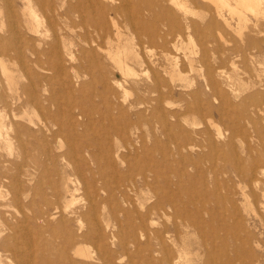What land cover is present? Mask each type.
Listing matches in <instances>:
<instances>
[{
  "label": "rangeland",
  "instance_id": "rangeland-1",
  "mask_svg": "<svg viewBox=\"0 0 264 264\" xmlns=\"http://www.w3.org/2000/svg\"><path fill=\"white\" fill-rule=\"evenodd\" d=\"M53 1L55 0L42 2L40 0L38 2H36V0H29V2L26 3L25 0H0V50L4 49V53L0 52V65L5 68L4 73L0 68V97L4 100L7 99L8 103H10V108L8 109H15L14 113L17 116V119L15 118L13 120L6 118V122L10 121L11 124L14 123L15 125L13 124V127L12 125L10 127L7 126L4 132L7 131L5 134H7L8 138H6L7 136L5 137V134L3 132V136L5 138L3 140H0V176L1 174L5 176L4 179L0 180V194L2 195V200H4L2 201L0 199V210H2L0 214H3L0 218V237L1 239L5 238V242L7 243L6 246H17L18 244V246L15 247L20 250L23 256L24 245L28 242L27 237L29 236L30 238L36 239L34 227L35 225H40V221L34 220L35 216H33V213L35 210H37V208H40V196H45L48 194L46 190V183H49L52 180L54 181L55 179V182H59V179H61L62 176H64L65 179L70 178L68 179L69 189L71 192L74 190H76L77 192L75 191L71 193L73 195V199H75L73 201L75 202L73 204V202L71 203L70 201V204H68V206H70V208L72 209H78V211L82 212L85 210L87 205V197L84 196L81 189L82 183H87L94 180L92 181L93 184L95 183L94 186L98 187L97 197L100 196L99 198H102L106 195L99 189V176H104V181H106L109 186L112 185L111 188L114 190L117 184V181L114 180V177H117L116 175L124 179H127L128 177H130V175H132L135 176L134 179L136 182H138L139 178L136 176L138 172L146 171V169L149 168L155 173L157 171V174L159 175L158 181L153 182L154 187L164 186L162 192L172 196L176 203L182 206L184 212L190 216L189 219H192L189 220L191 224H188L186 222L187 226L182 225L177 227L175 233L176 247L172 246L171 242H167L166 240H164L163 242L165 245H167V248L163 247L161 243H156V241L152 237V232L154 230L159 231L158 229H161L163 226L177 224V221L169 213V211L161 216L160 214L156 216L150 215L145 222V227H150V230L144 229L143 233L141 232L142 236L139 233V235L137 234L135 238L129 237L130 228L128 225H125L126 222L125 220L123 221L124 217L126 219L132 216L130 217V220L134 217V219L131 220V222H133L138 215L144 213L145 208L149 206L153 201V199L150 198V194L152 193H150L148 190L140 188L136 192L129 191L128 195H131L130 205L123 202H120L119 204V201H121V199L119 198L117 192L114 190L113 196L115 195L114 198H116L117 200V204H115L118 207L121 206L119 208L121 210L123 209V213L116 212L115 215H108V223L106 228L104 223H100L101 229L99 228L98 231H103H101L100 233L98 231L88 232L87 224L85 221H80L81 223L78 226L76 225V222L69 224V229H71L73 231L72 233L76 235L72 239L75 244L74 247H83L86 256L84 258H76L73 255L69 256V261L71 264H74L75 262V264H101V262H103L102 264H158V262L159 264H167L165 261H163V259H165L166 257H176V261L178 260L177 256L175 255L176 250L183 251L187 254L185 256L186 262L183 260H179L178 263L176 262L177 264H182L183 262V264H207L206 261L209 260L211 261L208 262L209 264H264V168L258 169L251 165L253 159L259 157L260 152L264 148V146H262V143L264 142V130H261L264 129V120L262 119V115H258L259 117L251 114L249 115L248 113L250 112H246L247 110H250L249 108H247V104H241L239 107L241 99L245 98V96H247L249 93L251 94L255 90H258L259 86L261 87V89H264V48H261L259 52H256V49H252L250 51L251 54L258 57V59L262 62L263 67L259 68L255 66L254 68H251L248 66L247 70H250L247 71L249 73L248 75L246 71L244 72V68L241 65H237V68L235 69L229 64L227 60V49H229L233 43L239 45V42L236 39L235 35L225 28H223V35H220L222 39H220L214 31H211L208 35H168L166 38L167 43L164 52H161L160 48L157 47V45L161 42V40L159 39H156V46L151 48L143 45V43L139 44L140 42L145 41L143 35H122L120 42L125 46V49L128 53V58L133 59L134 56H138L137 59L140 61H148L150 59L154 63V65H151L152 71L156 70L160 65H165L168 66L169 69H173L176 73L179 72L180 80L173 84L174 93L169 97L170 99L168 98L167 102L169 110L179 114V117H177L178 124L180 126V129L188 134L187 140L189 139V141H186L191 145H187L185 150L181 152L182 154L178 156V154H176L175 152V147L172 143V139L169 137L170 135L173 136L176 134V131L171 125L175 122V120L169 117L166 118V121H168L167 128L169 129V131L171 130L170 132H168V134L166 131H163L159 128L160 125L157 123L156 117H151L149 115V111L147 109L144 110L143 107H141V109H138L143 111L141 117L142 119H140V121H137L139 125L135 123L134 121L136 120H134L135 118L132 116L135 108L130 109L129 107V105L135 101L137 95L140 94L134 83L143 84L147 82V76H150V71H144L143 67L141 68L135 65H130L132 67L131 73L122 75L115 69V66L103 56L101 62L99 61V65H94L86 57L83 58L80 53H78V49L81 46H84L83 43L81 44V41H79L80 37L85 36L83 35L84 31L85 33L88 32L87 37L89 36V38H86V41H88L87 39H89V41L90 39H94L96 42L98 41L97 43H101V46L106 50H110V48H113V46L116 45V38H114V35H94V26H96L99 22L96 18L86 19L84 21L80 20L77 15H69V17H66L67 19H65V17L63 16V11L67 10L69 6L68 1L66 0L67 2H64L62 6ZM30 15H32L34 19ZM190 19L196 21L198 24L200 23V18L197 16L190 17ZM106 22L107 23L104 25L110 29L109 21L106 20ZM230 24L233 27L232 29L234 30L235 21H230ZM260 24H262V29H264V21L260 22ZM36 25L38 27H36ZM119 25L121 27H124V24L122 22H120ZM28 28H30L31 31ZM12 34L15 36V40L14 38L12 39ZM35 34L41 35L43 41L41 47L44 48L46 47V43L52 41V37L54 35L55 37L57 35H63L62 38H64L67 43L71 42L70 51L71 55L73 54V57L72 61L71 59L70 61L69 59L65 60L63 62V67L65 66V69L63 68V70H60V72L57 71L55 74L54 72H49V74L48 72L45 73L46 71L43 70L44 68H46L45 63L42 64L43 69L31 68L29 70L31 73L34 71L33 73H39L38 75L40 77L45 76L49 79H42L35 84V88L38 91L39 96L37 97L38 101L41 100L39 102L41 103V105H44L41 106L39 104L40 108L38 106H27L24 108L23 106L21 107V105L16 104V100L14 101L12 99H15L16 96H20L22 91L21 87H23V85L26 83V85H28L30 82L29 79L26 78V75H24V69L21 71L23 67L20 62L19 53L23 51L22 49L24 45L22 44L24 41V37L34 38L33 35ZM244 35H248L252 38L263 37V35L259 36L258 34L250 30L245 31ZM139 37L141 41H138V43L137 40H139ZM9 39L13 41H9ZM138 44L140 45L139 47ZM216 49H219L217 53L215 52ZM6 50L8 53L6 52ZM13 51H15V53ZM41 58V60H45L44 57ZM76 58L80 60L79 62L81 63H79ZM219 58L220 60H223V63L221 67L218 68ZM202 61H204V64L201 63ZM66 66H68V70L71 71L70 73L66 70ZM241 67L243 69H241ZM74 68L79 69L77 70ZM93 72H96L94 74L100 76H98L97 78V76L94 75ZM133 72L135 74H133ZM63 73L65 76L63 75ZM65 73H68L71 77L73 76L72 79H70L71 77H69ZM104 74L107 75L105 76ZM110 74L112 75L110 76ZM218 74H221L222 77L218 78ZM210 75L215 77V80L219 84L218 88L220 89V91L222 90L223 92H225L226 98L224 97V101L219 99L217 96L213 97L212 95L214 93H211V91L209 90L210 88H208L209 86H206L207 79L208 77H210ZM50 77L55 78L51 79ZM66 77L68 78V80ZM45 82H47L48 84H45ZM118 84L124 86V88L126 89V95H124L122 91L117 89ZM37 85L38 87H36ZM81 85L84 87H82ZM108 85L110 86V89L108 88ZM102 87L105 88L103 89ZM112 87L113 91L116 90L115 92L112 91ZM72 88L74 89L73 92ZM49 90H51V92ZM44 91L45 94L43 93ZM67 91H71L72 94L71 92ZM15 92L17 95L15 94ZM98 93L100 95H97ZM110 94L112 96H110ZM100 96H102V98ZM109 96L111 97L112 101L108 99ZM141 96L145 99L153 97V95L151 94H142ZM52 97L54 98L52 99ZM124 98L125 100H123ZM47 100L48 102L50 101L52 103L51 106L54 105L56 107H51V110L45 109L47 107ZM217 100L220 101V103ZM229 102L231 105L229 104ZM57 105L60 107H58ZM223 105H225L228 109ZM208 106L211 110L208 108ZM75 107H77V109ZM112 107L114 110L112 109ZM232 107L234 108L232 109ZM79 108L81 110L83 109V112L80 111ZM185 108H187V111ZM87 109L90 112H87ZM235 109L236 111H234ZM45 110L54 112H49L48 114L56 115V119L59 118V116H62V118L57 119L56 125H54L50 129L51 131H57V133H59V135H57L55 138L51 136L53 139H51V137L48 138L50 136L49 131L46 132L42 130L45 133H36L35 129L32 126L28 125L24 120V118L26 117H24L23 114L28 116V118L36 123V121L40 118L39 115L42 112L44 114ZM217 110L219 112H217ZM59 112H61L62 114ZM79 112L83 114L81 117H79ZM117 112H120L121 115ZM241 114H246L247 116L245 115L246 117H244ZM20 116H23L24 118L22 117L23 119H20ZM34 116H36L37 118ZM157 116H160V114L158 113ZM150 117L152 119H150ZM251 118L253 119L251 120ZM69 119L72 121L70 122ZM143 119L145 120V122H141L144 121ZM231 119L232 121H230ZM82 120L84 123L82 122ZM116 121L118 122L116 123ZM250 121H257L256 127L260 132L259 136H256L254 132L249 129L250 126L248 123ZM127 123L130 124L128 125ZM229 123H231L232 126ZM235 123L239 126H235ZM118 124L120 125L119 127H122V131L120 130V128L117 129ZM23 127L26 128L24 129ZM114 127L116 129H114ZM229 129L231 132L229 131ZM202 130H205L204 134ZM67 131H69V135ZM120 131L124 134H121ZM116 132H119L117 133L118 136L116 135ZM161 132H163L165 136ZM40 134L42 135V137ZM166 135L168 137H166ZM215 135H219V137L217 136L218 140H216L217 138ZM126 136L127 138H125ZM45 138L47 139L45 140ZM118 139H120L121 141H119ZM206 139H208V141L211 143L212 141L214 142L212 144L210 143V145L208 144L209 142ZM78 140L80 142H78ZM28 141L29 143H32V145L29 144ZM125 141L126 143H124ZM69 142H71L70 145ZM141 143H143V145L139 149V144L141 145ZM110 146L112 148V151L109 150ZM70 147H72V149L76 148L79 150L77 154L74 152L75 157L71 158L72 161L67 160L62 156ZM190 147L191 149H187ZM158 148L159 150L161 149V151H159ZM90 153H95L94 155H96V158L101 161L99 168H96L95 165L89 160L88 156ZM48 154L50 155V157ZM149 155L152 156L149 157ZM224 156L225 159H223ZM52 158L53 160H51ZM183 158H187V161ZM75 162H78L79 167H73V163ZM119 162L122 163L123 166H121ZM36 165H38V167ZM130 165L132 166L130 167ZM144 165H147L146 167L148 168H146ZM59 166L61 168H59ZM165 168H167L166 171ZM233 168H237L239 169V171L237 169H235L237 170L235 171ZM74 169L78 170L75 171ZM136 169L138 171H136ZM18 172L21 173L18 174ZM79 174L82 175L79 176ZM81 178L82 180L80 183ZM96 179L97 181H95ZM112 181L115 184L112 183ZM18 182H20L21 184ZM16 184L18 185L16 186ZM10 189L13 190L11 191ZM13 191L17 192L13 193ZM36 192L38 194H36ZM8 198H10L12 201H10V199ZM13 198H15V201ZM13 201L15 203H13ZM15 205L16 207L19 205V208L17 207L18 209H16ZM10 216H13V218ZM54 221L55 220H53L52 222ZM150 221L153 222L150 224ZM154 221L156 222L155 226ZM8 224L11 225L8 227ZM8 228L10 229L8 230ZM11 229L15 234L11 231ZM198 230H200L201 232ZM86 231L88 234L90 233L87 237L90 240L87 238L80 239L78 235L81 233H86ZM126 231L128 232V234ZM147 231L151 232V234ZM19 232L22 234H17ZM93 234L96 235L94 236ZM103 237L108 239H105ZM139 237L141 238L139 239ZM125 238H128L127 243ZM8 239L9 242L7 241ZM103 239L105 240L102 241ZM17 241H19L20 244ZM119 243L122 244V247ZM53 248L54 249L52 250L54 251L50 250L44 253L45 257H47L48 253L52 255L49 258L50 261H44V264H62V261L61 263L59 262L60 259L58 257L53 256L57 252L56 250L60 248V246L58 247V245H56V248ZM14 249L15 248L13 247V251ZM67 253L68 255H70V249H67ZM138 254L139 256H137ZM206 254L209 255L206 256ZM17 256L20 258L19 255ZM17 256H15L14 254V258L11 254L9 255L8 253L0 252V264H14V262L17 264V259H19L16 258ZM11 257L12 259L10 260ZM51 257H53L54 260L53 258L51 259ZM102 258H104V260ZM97 260H99L100 262Z\"/></svg>",
  "mask_w": 264,
  "mask_h": 264
},
{
  "label": "bare ground",
  "instance_id": "bare-ground-1",
  "mask_svg": "<svg viewBox=\"0 0 264 264\" xmlns=\"http://www.w3.org/2000/svg\"><path fill=\"white\" fill-rule=\"evenodd\" d=\"M39 0H36V2H38ZM42 1H51V0H40ZM69 3V6L67 8V10L63 11V16L65 17V19H67L66 17H69V15H77L78 18H80V20H86V19H92V18H96L99 22L96 26H94V35H114V38H116V45L113 46V48H110V50H106L101 46V43H97L94 39V41L92 39H87L88 41H86V38H89V36L87 37V33H83V35H85L84 37H80L81 44L83 43V47L81 46L78 50L80 53V55L84 58H88L90 62H92L94 65H99V61L101 62L102 56L107 59L111 64H113L115 66V69L121 73L122 75H127L130 74L132 71V66H138V67H143L144 71L148 70L150 71V76H147V82L148 84H140V83H134L135 86L137 87V89L139 90L140 94L137 95V97L135 98V101L132 102L129 107L130 109H134L135 111H133L134 113H132V116L135 118H133L135 123H137V121L140 119H142V113L143 111L138 110L141 109V107L144 108V110H148L149 111V115L151 117H156V121L157 123L160 125V129H162L163 131H166L167 133L170 132L169 129L167 128V122L166 121L167 117L169 118H173L175 120V122L172 125V127L174 128V130L176 131V134L173 136H169L172 139V143L175 147V152L176 154H178V156L180 154H182L181 152L183 150H185L187 145H191L190 143L188 144L187 141H189V139L187 140L188 134L184 131H182L180 129V126L178 124V118L179 114L170 111L168 108V98L174 93V83L178 82L180 80V76H179V72L176 73L173 69H169L168 66H163L160 65L156 70H151V65H154V63L149 59L148 61L146 60H138V56H134L133 59L128 58V53L127 50L125 49V46L122 45V43L120 42L122 35L125 34H132V35H143L145 38V41L142 42H138L141 41L140 37L139 40H137V42L139 44L143 43V45H146L147 47H155L156 45V39L161 40V42L157 45L158 48H160L161 52L165 51V46H166V38L168 35H208L211 31H214L216 33V35L219 36L220 39H222V37L220 35H223V28L228 29L229 31H231L236 39L239 42V45L233 43L231 45V47L229 49H227V60L229 62V64L233 67V68H237V65H241L244 68V72L246 71H250L247 70L248 66L251 68L256 67H263L262 62L258 59L257 56L251 54V50L252 49H256V52H259L261 48H264V29H262V24H260V22L264 21V0H67ZM66 0H55L53 2H56L58 5H63L64 2H67ZM26 3L29 2V0H25ZM67 4V3H66ZM60 6V7H61ZM30 9V8H29ZM28 9V10H29ZM59 11V10H58ZM57 12V10H56ZM31 13V12H30ZM33 13V11H32ZM61 13V12H60ZM34 15V14H33ZM32 16V15H30ZM199 17L200 18V23L198 24L196 21L190 19V17ZM32 18L34 19V17L32 16ZM30 19V18H29ZM106 20L109 21L110 23V29L105 26L104 24H106ZM235 21V28L234 30L232 29L233 27L230 24V21ZM122 22L124 24V27H121L119 25V23ZM250 23V24H249ZM36 27H38L36 25ZM30 30V28H28ZM38 29V28H37ZM253 29V30H252ZM253 31L254 33L258 34L259 36L263 37H258V38H252L248 35H244L245 31ZM31 31V30H30ZM36 31V30H35ZM36 33V32H33ZM38 33V32H37ZM92 33V32H91ZM81 34V33H79ZM12 39L14 38L15 40V36L12 34ZM34 38H26L24 37V41L23 44V51L19 53V57H20V62L22 64V69L21 71L24 69L25 73L24 75H26V78L29 79V84L26 85L24 84L21 91L20 96H16L15 99L12 100H16V104L21 105V107L23 106L25 107H39V104L41 105V103L38 101V91L35 88V84L37 82H39L40 80L48 77L42 76L40 77L37 73H31L29 70L31 68H36V69H43L42 68V64L45 63L46 64V68H44L43 70L46 71L45 73L48 72H54V74L60 70H63V68L65 69V66L63 67V62L65 60L72 61V55H71V51H70V47H71V42H66L64 38H62V36H56L55 35L52 37V41L46 43V47H41V44L43 43L42 41V37L41 35H33ZM81 36V35H80ZM82 38V40H81ZM97 38V37H96ZM100 38V37H99ZM103 38V37H102ZM23 40V39H22ZM97 40V39H96ZM9 41H13L11 39H9ZM223 41V40H222ZM59 42V43H58ZM22 43V42H21ZM183 43V42H182ZM138 44V47L140 46ZM92 45V46H91ZM80 46V45H79ZM144 47V46H143ZM142 48V47H141ZM140 49V48H139ZM147 49V48H146ZM12 50V48H11ZM16 50V49H15ZM219 51V49H216L215 52L217 53ZM0 52L4 53V49H1ZM7 52V50H6ZM11 52V51H10ZM15 53V51H13ZM74 52V51H73ZM72 52V53H73ZM8 53V52H7ZM75 53V52H74ZM132 53V51H131ZM18 54V53H17ZM135 54V53H134ZM75 56V55H74ZM77 56V55H76ZM80 56V57H81ZM44 57L45 60H41ZM79 57V58H80ZM77 59V58H76ZM78 60V59H77ZM80 60H78L79 62ZM83 61V60H81ZM66 63V62H65ZM81 63V62H79ZM78 63V64H79ZM202 64H204V61L201 62ZM223 63V60H218V68L221 67ZM82 65V64H81ZM80 66V65H79ZM103 66V65H102ZM75 67V65H74ZM101 67V66H100ZM241 67V69H243ZM1 71L4 73L5 72V68L3 66L0 65ZM88 68V67H86ZM73 69V67H72ZM77 69V68H74ZM79 69V68H78ZM77 69V70H78ZM104 69V68H103ZM102 69V70H103ZM34 70V69H33ZM42 70V71H43ZM66 70H68V66H66ZM81 70V69H80ZM79 70V71H80ZM40 71V70H39ZM94 71V70H93ZM58 72V74H59ZM71 71H69L70 73ZM78 72V71H77ZM104 72V70H103ZM80 73V72H79ZM83 73V72H82ZM85 73V72H84ZM92 73V72H91ZM96 72H93V74ZM105 73V72H104ZM248 73V72H247ZM52 74V73H51ZM57 74V75H58ZM69 76L68 73H65ZM81 74V73H80ZM101 74V73H100ZM133 74H135L133 72ZM62 75V73H61ZM60 75V76H61ZM64 75V73H63ZM83 75V74H82ZM90 75V74H89ZM96 75V74H94ZM105 75V74H104ZM107 75V74H106ZM105 75V76H106ZM109 75V74H108ZM112 74H110L111 76ZM249 75V73H248ZM253 75V74H251ZM53 76V75H51ZM65 76V75H64ZM88 76V75H87ZM86 76V77H87ZM97 76V75H96ZM100 76V75H98ZM97 76V78H98ZM218 78L222 77L221 74L217 75ZM57 77V76H55ZM55 77H50L51 79L55 78ZM59 77V76H58ZM62 77V76H61ZM71 77V76H69ZM73 77V76H72ZM72 77L70 79H72ZM94 77V76H93ZM102 77V76H101ZM25 78V79H26ZM67 78V77H66ZM84 78V76H83ZM89 78V77H88ZM106 78V77H105ZM109 78V77H108ZM107 78V79H108ZM49 79V78H48ZM69 79V80H70ZM111 79V78H110ZM61 80V79H60ZM68 80V78H67ZM100 80V79H99ZM102 80V78H101ZM62 81V80H61ZM74 81V79H73ZM106 81V80H105ZM44 82V81H43ZM48 82V81H47ZM47 82H45V84H48ZM52 82V81H51ZM54 82V81H53ZM71 82V81H70ZM73 83V82H72ZM71 83V84H72ZM104 83V82H103ZM107 83V82H105ZM125 83V82H123ZM264 83V82H263ZM40 84V83H39ZM38 84V85H39ZM43 84V83H42ZM53 84V83H51ZM114 84V83H113ZM127 84V83H126ZM26 85V86H25ZM38 85L36 87H38ZM74 85V84H73ZM83 85V84H82ZM81 85V86H82ZM92 85V84H91ZM98 85V84H97ZM218 82L215 80V77L210 75V77H208L207 82H206V86H209L208 88H210L209 90L211 91V93L213 92L214 94L212 95L217 96L219 99L221 100H225V92H223L222 90L220 91V89L218 88ZM42 86V85H41ZM40 86V88H41ZM109 86V85H108ZM117 89H119L120 91L123 92L124 95H126V89L124 88L123 85L118 84L117 85ZM264 86V85H263ZM262 86V87H263ZM47 87V86H46ZM49 87V86H48ZM53 87V86H52ZM74 87V86H73ZM80 87V86H79ZM84 87V86H82ZM87 87V86H85ZM101 87V86H100ZM99 87V88H100ZM116 87V85H115ZM103 88V87H102ZM105 88V87H104ZM103 88V89H104ZM110 89V86L108 87ZM50 89V88H49ZM53 89V88H52ZM51 89V90H52ZM70 89V88H69ZM73 89V88H72ZM101 89V88H100ZM44 90V89H43ZM51 90H49L51 92ZM17 91V90H16ZM48 91V92H49ZM66 91V90H65ZM74 91V89L72 90V92ZM76 91V90H75ZM104 91V90H102ZM107 91V90H106ZM112 91H113V87H112ZM116 91V90H115ZM113 91V92H115ZM40 92V91H39ZM49 92V93H50ZM67 92H71V91H67ZM71 92V94H72ZM118 92V91H117ZM45 94V91L43 92ZM78 93V92H76ZM210 93V94H211ZM16 94V92H15ZM40 94V93H39ZM81 94V93H79ZM95 94V93H94ZM142 94H151L153 95L152 98L149 99H145L143 98L141 95ZM181 94V93H180ZM1 95V94H0ZM6 95V94H5ZM17 95V94H16ZM97 95H100L99 93ZM114 95V94H113ZM118 95V94H117ZM4 96V95H3ZM23 96V98H22ZM53 96V95H51ZM110 96H112L110 94ZM109 96L108 99H111V97ZM92 97V96H91ZM102 98V96H100ZM106 97V95H105ZM104 97V99H105ZM118 97V96H117ZM225 97V98H224ZM46 98V97H45ZM49 98V97H47ZM54 97H52L53 99ZM96 98V97H95ZM98 98V97H97ZM100 98V99H101ZM216 98V97H215ZM51 99V98H50ZM93 99V98H92ZM116 99V98H115ZM170 99V98H169ZM125 100V98L123 99ZM119 101V100H118ZM195 101V100H194ZM218 101V100H217ZM46 102V101H44ZM220 103V101H218ZM227 102V101H226ZM47 100V107L45 109H50L51 107H56V106H51L52 103ZM56 103V102H55ZM117 103V102H116ZM205 103V102H204ZM236 103V102H235ZM115 104V103H114ZM230 104V102H229ZM245 105L247 104V108H249L250 110H247L246 112H250L248 113L249 115H254V116H258V115H262L263 116V120H264V89H261V87L259 86L258 90H255L253 93H249L247 96H245V98L241 99L240 103H239V107L240 105ZM44 105V104H42ZM41 105V106H42ZM74 105V104H73ZM111 105V104H110ZM120 105V104H119ZM208 105V104H207ZM222 105V103H221ZM231 105V104H230ZM236 105V104H235ZM10 106V103H8L7 99L4 100L3 98L0 97V140H3L7 134H5L7 131L4 132V130H6L7 126H11L13 127V124L10 123V121L6 122V118H9L10 120L15 119L17 116L14 113V110H10L8 108ZM49 106V107H48ZM58 106V105H57ZM76 106V105H75ZM81 106V105H79ZM78 106V107H79ZM118 106V105H117ZM220 106V105H219ZM218 106V107H219ZM225 106V105H223ZM222 106V107H223ZM60 107V106H58ZM111 107V106H110ZM187 107V106H186ZM226 107V106H225ZM235 107V106H234ZM232 107V109L234 108ZM40 108V107H39ZM42 108V107H41ZM77 109V107H75ZM109 108V107H108ZM188 108V107H187ZM187 108L186 111H187ZM209 108V106H208ZM206 108V109H208ZM213 108V107H212ZM216 108V107H215ZM220 108V107H219ZM227 108V107H226ZM38 109V108H37ZM36 109V110H37ZM56 109V108H55ZM60 109V108H59ZM80 109V108H79ZM91 109V108H89ZM93 109V108H92ZM113 109V107H112ZM121 109V108H120ZM167 109V110H166ZM192 109V108H191ZM204 109V110H206ZM210 109V108H209ZM225 109V108H224ZM228 109V108H227ZM241 109V108H240ZM19 110V109H18ZM34 110V109H33ZM35 110V111H36ZM51 110V109H50ZM50 110H45L44 114L43 112L39 115L40 118L36 121V123H34L30 118H28V116H26L25 114L24 120L25 122L32 126L35 129L36 133H40L43 131L46 132H50V136L48 138H50L51 136L53 138H55L57 135H59V133H57V131H51V127H53L54 125H56L57 119L62 118V116L56 119V115L54 114H48L49 112H51ZM83 110V109H82ZM80 109V111H82ZM88 110V109H87ZM110 110V109H109ZM114 110V109H113ZM123 110V109H122ZM138 110V111H137ZM189 110V109H188ZM211 110V109H210ZM238 110V109H237ZM242 110V109H241ZM23 111V110H22ZM55 111V110H54ZM79 111V110H78ZM116 111V110H115ZM118 111V110H117ZM126 111V110H124ZM190 111V110H189ZM188 111V112H189ZM202 111V110H201ZM216 111V110H215ZM226 111V110H225ZM232 111V110H231ZM236 111V109L234 110ZM40 112V111H39ZM83 112V111H82ZM87 112H90L89 110ZM86 112V113H87ZM121 112V111H120ZM120 112L118 114H120ZM146 112V111H145ZM211 112V111H210ZM217 112H219L217 110ZM227 112V111H226ZM35 113V112H33ZM32 113V114H33ZM37 113V112H36ZM54 113V112H51ZM61 113V112H59ZM70 113V112H69ZM80 113V112H79ZM126 113V112H125ZM160 114V116H157V114ZM221 113V112H220ZM223 113V112H222ZM228 113V112H227ZM235 113V112H234ZM62 114V113H61ZM76 114V113H75ZM94 114V113H93ZM117 114V115H118ZM216 114V113H215ZM224 114V113H223ZM58 115V114H57ZM68 115V113H67ZM71 115V114H70ZM81 117L83 114H79ZM121 115V114H120ZM126 115V114H125ZM222 115V114H221ZM233 115V114H232ZM242 115V114H241ZM246 115V114H245ZM245 115H242L244 117H246ZM248 115V116H249ZM78 116V115H75ZM85 116V115H84ZM129 116V115H128ZM146 116V115H145ZM219 116V115H218ZM226 116V115H223ZM20 116V119H23ZM36 117V116H34ZM58 117V116H57ZM88 117V116H87ZM118 117V116H117ZM121 117V116H120ZM150 117V119H152ZM222 117V116H221ZM220 117V118H221ZM242 117V118H244ZM259 117V116H258ZM37 118V117H36ZM35 118V119H36ZM75 118V117H74ZM77 118V117H76ZM84 118V117H82ZM92 118V117H91ZM145 118V117H144ZM234 118V117H233ZM240 118V115H239ZM248 118V117H247ZM246 118V119H247ZM17 119V118H16ZM64 119V118H63ZM67 119V118H66ZM119 119V118H118ZM177 119V120H176ZM250 119V117H249ZM248 119V121H249ZM253 118H251L252 120ZM70 120V119H69ZM76 120V119H74ZM88 120V119H87ZM127 120V119H126ZM125 120V121H126ZM129 120V119H128ZM144 120V119H143ZM220 120V119H219ZM234 120V119H233ZM239 120V119H238ZM72 120H70L71 122ZM86 121V120H85ZM131 121V119H130ZM129 121V122H130ZM170 121V120H169ZM232 121V119L230 120ZM262 121V120H260ZM74 122V121H73ZM83 122V120H82ZM118 121H116L117 123ZM123 122V121H122ZM141 122H145L141 121ZM237 122V121H236ZM256 122L257 121H250L249 124V129H251L254 134L256 136L260 135L259 130L256 127ZM60 123V122H59ZM84 123V122H83ZM86 123V122H85ZM140 123V122H139ZM155 123V122H154ZM156 123V124H157ZM172 123V122H171ZM238 123V122H237ZM262 123V122H261ZM67 124V123H66ZM74 124V123H73ZM72 124V125H73ZM76 124V123H75ZM128 124V123H127ZM130 124V123H129ZM128 124V125H129ZM138 124V123H137ZM231 124V123H229ZM259 124V123H258ZM15 125V124H14ZM77 125V124H76ZM79 125V124H78ZM87 125V124H86ZM139 125V124H138ZM195 125V124H194ZM237 124L235 123V126ZM22 126V125H21ZM70 126V125H69ZM85 126V125H84ZM117 126V125H116ZM115 126V127H116ZM120 125L118 124V128ZM232 126V124H231ZM239 125H237L238 127ZM260 126V125H259ZM262 126V125H261ZM8 127V129H9ZM58 127V125H57ZM56 127V128H57ZM62 127V126H61ZM114 127V129H116ZM138 127V126H137ZM170 127V125H169ZM264 127V126H263ZM17 128H21V127H17ZM24 129L26 127H23ZM71 128V127H70ZM82 128V127H81ZM16 129V128H15ZM68 129V128H67ZM112 129V127H111ZM125 129V127H124ZM128 129V128H127ZM131 129V128H130ZM261 129V128H260ZM43 130V131H42ZM160 130V131H162ZM264 130V129H261ZM18 131V130H16ZM21 131V130H20ZM60 131V130H59ZM62 131V130H61ZM116 131V130H115ZM122 131V130H121ZM120 131V133H121ZM124 131V130H123ZM230 131V129H229ZM235 131V130H234ZM5 134V137L3 136ZM125 132V131H124ZM128 132V131H127ZM126 132V133H127ZM200 132V131H199ZM203 134L205 132V130L203 131ZM207 132V131H206ZM231 132V131H230ZM22 133V132H21ZM45 133V132H43ZM61 133V132H60ZM64 133V132H62ZM68 135H69V131H67ZM119 132H116V135ZM163 133V132H161ZM174 133V131H173ZM220 133V132H219ZM124 134V133H121ZM169 134V133H168ZM195 134V133H194ZM221 134V133H220ZM219 134V135H220ZM33 135V134H32ZM41 135V134H40ZM46 135V134H45ZM129 135V134H128ZM164 135V133H163ZM209 135V134H208ZM207 135V136H208ZM219 135H217L219 137ZM222 135V134H221ZM220 135V136H221ZM66 136V135H65ZM75 136V133H74ZM115 136V134H114ZM118 136V135H117ZM122 136V135H121ZM165 136V135H164ZM204 136V135H203ZM216 136V135H215ZM216 136V140H218V137ZM38 137V136H37ZM36 137V138H37ZM42 137V135H41ZM47 137V136H46ZM51 137V139H53ZM73 137V136H72ZM108 137V136H107ZM166 137H168L166 135ZM263 137V136H262ZM8 138V136L6 137ZM33 138V137H32ZM35 138V137H34ZM110 138V137H109ZM117 138V137H116ZM120 138V137H119ZM127 138V136L125 137ZM139 138V137H138ZM163 138V137H162ZM165 138V137H164ZM209 138V137H208ZM261 138V137H260ZM42 139V138H41ZM47 138H45L46 140ZM205 139V138H204ZM6 140V139H5ZM35 140V139H34ZM44 140V139H43ZM56 140V139H55ZM117 140V139H116ZM119 141H121L120 139H118ZM131 140V139H130ZM187 140V141H186ZM208 141V139H206ZM212 140V139H211ZM222 140V139H221ZM33 141V140H32ZM37 141V140H36ZM39 141V140H38ZM104 141V140H103ZM107 141V139H106ZM111 141V139H110ZM154 141V140H153ZM152 141V142H153ZM203 141V140H202ZM204 141V142H207ZM264 141V140H263ZM34 142V141H33ZM44 142V141H43ZM53 142V141H52ZM73 142V141H71ZM71 142H69V145L71 144ZM78 142H80L78 140ZM113 142V141H112ZM123 142V141H122ZM143 142V141H142ZM159 142V141H158ZM191 142V141H190ZM209 142V141H208ZM214 141H212L213 143ZM258 142V141H257ZM29 143V141H28ZM50 143V142H48ZM109 143V140H108ZM126 143V141L124 142ZM130 143V142H129ZM171 143V141H170ZM211 142H209L208 144H210ZM211 143V144H212ZM32 145V143H29ZM41 144V143H40ZM79 144V143H77ZM158 144V143H157ZM210 144V145H211ZM215 144V143H214ZM90 145V144H89ZM113 145V144H111ZM116 145V144H115ZM114 145V146H115ZM125 145V144H124ZM143 145V143H141V145L139 144V149L141 148V146ZM153 145V144H152ZM156 145V144H155ZM209 145V146H210ZM44 146V145H43ZM49 146V145H48ZM47 146V147H48ZM77 146V145H76ZM82 146V145H81ZM85 146V145H84ZM83 146V147H84ZM87 146V145H86ZM92 146V145H91ZM108 146V145H107ZM193 146V145H192ZM191 146V147H192ZM262 146H264V142L262 143ZM29 147V146H28ZM109 147V146H108ZM116 147V146H115ZM153 147V146H152ZM187 148V149H191ZM208 147V145H207ZM216 147V146H215ZM86 148V147H85ZM146 148V147H145ZM155 148V147H154ZM31 149V148H30ZM45 149V148H43ZM49 149V148H48ZM47 149V151H48ZM83 149V148H82ZM108 149V148H107ZM111 146L110 149L111 150ZM215 149V148H214ZM105 150V149H104ZM142 150V149H141ZM144 150V149H143ZM155 150V149H154ZM159 150V148H158ZM9 151V150H8ZM30 151V150H29ZM46 151V150H44ZM84 151V150H83ZM102 151V150H101ZM108 151V150H107ZM112 151V150H111ZM161 151V149L159 150ZM28 152V151H26ZM51 152V151H50ZM49 152V153H50ZM74 152L77 154L79 152L78 149H72V147H70L65 153L64 155H62L65 159L67 160H71V158H74ZM81 152V149H80ZM96 152V151H95ZM103 152V151H102ZM101 152V153H102ZM110 152V151H109ZM131 152V151H130ZM142 152V151H140ZM146 152V151H145ZM150 152V150H149ZM83 153V152H82ZM89 153V152H88ZM93 153V152H92ZM44 154V153H43ZM47 154V153H46ZM84 154V153H83ZM82 154V155H83ZM95 154V153H94ZM94 154H89L88 158L89 160L95 165L96 168L100 167V160L98 158H96V155ZM136 154V153H135ZM144 154V153H143ZM149 154V153H148ZM151 154V153H150ZM169 154V153H168ZM49 155V154H48ZM52 155V154H51ZM81 155V156H82ZM86 155V154H85ZM111 155V154H110ZM113 155V154H112ZM137 155V154H136ZM54 156V155H53ZM84 156V155H83ZM82 156V157H83ZM114 156V155H113ZM121 156V155H120ZM133 156V155H131ZM130 156V157H131ZM141 156V155H140ZM139 156V157H140ZM152 155H149V157H151ZM46 157V156H45ZM48 157V156H47ZM50 157V155H49ZM107 157V156H106ZM118 157V156H116ZM138 157V156H137ZM135 157V158H137ZM143 157V156H142ZM161 157V156H160ZM188 157V156H186ZM251 157V156H250ZM79 158V157H78ZM114 158V157H113ZM124 158V157H123ZM164 158V156H163ZM249 158V157H248ZM36 159V158H35ZM81 159V158H80ZM121 159V158H120ZM133 159V157H132ZM144 159V158H143ZM182 159V158H181ZM184 159V158H183ZM223 159H225V156L223 157ZM252 159V158H250ZM53 160V158L51 159ZM87 160V159H86ZM108 160V159H107ZM115 160V159H114ZM119 160V159H118ZM137 160V159H134ZM132 160V161H134ZM147 160V159H146ZM184 160L187 161V158H185ZM82 161V160H81ZM106 161V160H105ZM125 161V160H124ZM183 161V160H182ZM224 161V160H223ZM84 162V161H83ZM116 162V161H115ZM140 162V161H139ZM147 162V161H146ZM152 162V161H151ZM163 162V161H162ZM33 163V162H32ZM120 163V162H119ZM157 163V162H156ZM253 167L256 168H264V148L262 149V151L260 152L259 157L253 159V161L251 162ZM35 164V161H34ZM33 164V165H34ZM80 164V163H79ZM105 164V163H103ZM118 164V163H117ZM116 164V165H117ZM121 166H123L122 163H120ZM126 164V163H125ZM147 164V163H146ZM158 164V163H157ZM78 162L73 163V167L77 168L79 167ZM86 165V164H85ZM113 165V164H112ZM115 165V166H116ZM156 165V164H155ZM159 165V164H158ZM24 166V165H23ZM35 166V165H34ZM38 167V165H36ZM63 166V165H62ZM132 165H130L131 167ZM134 166V165H133ZM145 167L147 165H144ZM31 167V166H30ZM72 167V168H73ZM156 167V166H155ZM234 167V166H233ZM59 168H61L59 166ZM89 168V167H86ZM116 168V167H115ZM134 168V167H133ZM136 168V167H135ZM144 168V167H143ZM148 168V167H146ZM160 168V167H159ZM238 168V167H237ZM235 168V169H237ZM22 169V168H21ZM20 169V170H21ZM82 169V168H81ZM149 169V168H148ZM146 169V171H142V172H138V174L136 175L139 180L138 182L135 181L134 177L130 175V177H128L127 179H124L118 175H116L117 177H114L117 182L116 184V188H114V190L117 192V194L119 195V198L121 199L120 202H123L125 204H130V196L128 195V192H136L139 188L140 189H145L148 190L151 196L150 198L153 199L152 203L147 206L145 208L144 213H141L140 215H138L136 217V219L131 222V220L134 219V217L130 220V216L129 218L124 217L123 221L125 220L126 224L128 225L130 228V232H129V237L131 238H135V236L139 233L140 235L143 233L144 229H149L145 227V222L147 221L148 217L150 215H164L165 213H167L169 211V213L174 217V219L177 221V224H172L169 226H163L161 229H158L159 231H153V239L156 241V243L158 242L159 244L161 243V245L163 247L167 248V245L164 244V240H166L167 242H171L172 246H175V242H176V230L178 226H187L186 222L189 224V219L190 216L184 212V210L182 209V206L177 204L176 201L173 199L172 196L162 192L163 187H154L153 182L154 181H158L159 175L157 174L158 172L156 171V173L152 170H148ZM167 168H165L166 171ZM234 169V168H233ZM234 169V170H235ZM37 170V169H36ZM50 170V169H49ZM52 170V169H51ZM59 170V169H58ZM75 170V169H74ZM78 170V169H77ZM75 170V171H77ZM118 170V169H117ZM128 170V169H126ZM143 170V169H142ZM154 170V168H153ZM159 170V169H158ZM164 170V169H163ZM239 171V169H237ZM235 170V171H237ZM264 170V169H263ZM261 170V171H263ZM23 171V170H22ZM65 171V170H64ZM72 171V170H70ZM112 171V170H111ZM119 171V170H118ZM134 171V170H132ZM136 171H138L136 169ZM251 171V169H250ZM49 172V171H48ZM62 172V171H61ZM91 172V171H90ZM121 172V171H120ZM128 172V171H127ZM21 173V172H20ZM18 172V174H20ZM58 173V172H56ZM60 173V171H59ZM75 173V172H74ZM131 173V172H129ZM160 173V172H159ZM164 173V172H163ZM244 173V172H243ZM151 174V175H149ZM165 174V173H164ZM262 174V173H261ZM264 174V173H263ZM62 175V173H61ZM82 174H79V176ZM100 175V174H99ZM12 176V175H11ZM58 176V174H57ZM78 176V175H77ZM125 176V175H124ZM128 176V175H127ZM244 176V175H243ZM10 177V176H9ZM56 177V175H55ZM68 177V176H66ZM76 177V176H75ZM83 177V176H82ZM136 177V178H137ZM5 176L1 174L0 176V180L4 179ZM19 178V177H18ZM58 178V177H57ZM60 178V177H59ZM100 180V186L99 189L101 191H103L105 193L106 196L99 198L97 197V188L95 187L93 182L94 180H90L91 182H87V183H82L81 185V189L82 192L84 194L85 197H87V205L84 211L80 212L78 211V209H72L70 208V206H68V204L75 201V199H73V195L71 194L74 191H70L69 189V182L68 179H65L64 176L61 177V179H59V182H55V180L53 181H47L49 183H46V190L48 192L47 195H41L40 196V208L34 211L33 216L34 220L36 221H40V225H35V229L34 232L36 233V239L34 238H30L29 236L27 237L28 242L25 244L23 242L24 245V255L22 256L20 250L18 248H16L18 246H11V245H7V243L5 242V238L0 237V252L1 253H8L9 255H13L15 256L21 254L20 258L17 256V264H44V261H50L49 258L50 256H52L50 253H48L47 257H45L44 253L48 252L52 249H54L53 247L56 248V245H58V247L60 246L59 249H57L56 253L53 256H56L60 259V263L62 261V264H71L69 261V256L73 255L76 258H80V257H86L85 256V250L83 247H79L76 246L74 247V242H73V237L76 236L75 234H73L72 230L69 229V224L76 222V225H80V221H85L87 224V230L88 232H92V231H98L99 228L101 229V225L100 223H104L105 228L107 226L108 223V215H115L116 212H122L123 213V209L121 210L119 207L121 206H117V200L116 198H114L113 196V192L114 190L111 188L112 185H108L105 180L104 176H99L98 177ZM10 179V178H9ZM17 179V178H16ZM79 179V177H78ZM11 180V179H10ZM82 178L80 179V183H81ZM84 180V178H83ZM98 180V181H99ZM20 181V180H19ZM97 181V179L95 180ZM10 182V181H9ZM71 182V181H70ZM83 182V181H82ZM4 183V182H3ZM15 183V182H14ZM13 183V184H14ZM17 183V182H16ZM20 183V182H18ZM79 183V182H78ZM97 183V182H96ZM112 183H114L112 181ZM7 184V183H6ZM12 184V185H13ZM21 184V183H20ZM19 184V185H20ZM23 184V182H22ZM25 184V183H24ZM45 184V185H46ZM77 184V183H76ZM75 184V185H76ZM115 184V183H114ZM18 184H16L17 186ZM78 185V184H77ZM158 185V184H157ZM8 186V185H7ZM72 186V183H71ZM98 186V185H97ZM14 187V186H13ZM79 187V186H78ZM10 188V187H9ZM17 188V187H15ZM167 188V187H165ZM11 191L13 189H10ZM17 190V189H16ZM23 190V189H22ZM21 190V191H22ZM38 190V189H37ZM99 190V191H100ZM4 191V190H3ZM9 191V189H8ZM15 191V190H14ZM13 193H16L14 192ZM19 191V190H18ZM31 191V190H30ZM25 192V191H24ZM23 192V193H24ZM77 192V191H76ZM7 193V192H6ZM22 193V192H21ZM44 193V192H43ZM103 193V194H104ZM36 194H38L36 192ZM42 194V193H41ZM46 194V193H45ZM131 194V193H130ZM4 195V194H3ZM11 195V194H10ZM22 195V194H21ZM18 196V195H17ZM36 196V195H35ZM129 196V197H128ZM134 196V195H133ZM7 197V195H6ZM15 197V196H13ZM34 197V196H33ZM19 198V197H18ZM39 198V197H38ZM37 198V199H38ZM68 198V199H67ZM0 199L2 200V195L0 194ZM10 199V198H8ZM15 201V198H13ZM20 199V198H19ZM33 199V198H32ZM36 199V198H35ZM133 199V198H132ZM177 199V197H176ZM69 200V201H67ZM4 201V200H2ZM10 201H12L10 199ZM13 201V203H15ZM17 201V200H16ZM30 201V200H29ZM1 202V201H0ZM26 202V201H25ZM17 203V202H16ZM34 203V202H33ZM116 203V204H115ZM122 204V203H121ZM4 205V204H3ZM2 205V206H3ZM17 205V204H16ZM15 205V207H16ZM135 205V204H134ZM1 206V204H0ZM14 206V204H13ZM19 206V205H18ZM17 206V207H18ZM24 206V205H23ZM72 206V205H71ZM16 207V209H18ZM36 207V206H35ZM22 208V207H21ZM127 208V207H126ZM141 208V207H140ZM23 209V208H22ZM129 209V208H128ZM137 210V209H136ZM140 210V209H139ZM2 210H0L1 212ZM20 211V209H19ZM23 211V210H22ZM32 211V210H31ZM125 211V210H124ZM130 211V210H128ZM135 211V210H134ZM33 212V211H32ZM136 212V211H135ZM202 212V211H201ZM23 213V212H22ZM127 213V212H126ZM32 214V213H31ZM125 214V213H124ZM137 214V213H136ZM139 214V212H138ZM0 214V218H1ZM26 215V214H25ZM130 215V214H129ZM128 215V216H129ZM132 215V214H131ZM196 215V214H195ZM21 216V215H20ZM28 216V215H27ZM197 216V215H196ZM3 217V216H2ZM5 217V216H4ZM8 217V216H7ZM13 218V216H10ZM24 217V216H23ZM32 217V216H31ZM118 217V216H117ZM115 218V217H114ZM161 218V217H160ZM197 218V217H196ZM199 218V217H198ZM24 219V218H23ZM26 219V216H25ZM33 219V218H32ZM12 220V219H11ZM14 220V219H13ZM21 220V219H20ZM53 220H55L54 222H52ZM137 220V221H136ZM3 221V220H2ZM5 221V220H4ZM24 221V220H23ZM28 221V220H27ZM35 221V222H36ZM118 221V220H117ZM26 222V221H25ZM51 222V223H50ZM153 222V221H152ZM151 221L149 222L150 224L152 223ZM155 222V221H154ZM203 222V221H202ZM4 223V222H2ZM8 223V222H7ZM27 223V222H26ZM29 223V222H28ZM123 223V222H122ZM193 223V222H192ZM6 224V223H5ZM4 224V225H5ZM30 224V223H29ZM118 224V222H117ZM191 224V223H190ZM196 224V223H195ZM203 224V223H201ZM11 225V224H10ZM8 224V227L10 226ZM114 225V224H113ZM147 225V224H146ZM156 225V222L154 224V226ZM7 226V225H6ZM72 226V225H71ZM196 226V225H194ZM198 226V225H197ZM13 227V225H12ZM11 227V228H12ZM19 227V226H17ZM22 227V226H21ZM124 227V226H123ZM122 227V228H123ZM127 227V226H126ZM148 227V226H147ZM202 227V226H201ZM7 228V227H6ZM79 228V227H78ZM114 228V226H113ZM128 228V227H127ZM195 228V227H194ZM198 228V227H196ZM200 228V227H199ZM10 228H8L9 230ZM16 229V228H15ZM26 229V228H25ZM24 229V230H25ZM32 229V228H31ZM121 229V227H120ZM155 229V228H154ZM17 230V229H16ZM20 230V229H19ZM23 230V231H24ZM106 230V229H105ZM104 230V232H105ZM150 230V229H149ZM12 231V229H11ZM31 231V230H30ZM77 231V230H76ZM103 231V230H101ZM100 231V232H101ZM200 231V230H198ZM13 232V231H12ZM17 232V231H16ZM22 232V231H21ZM78 232V231H77ZM99 232V231H98ZM99 232V233H100ZM103 232V233H104ZM127 232V231H126ZM142 232V233H141ZM148 232V231H147ZM201 232V231H200ZM14 233V232H13ZM12 233V234H13ZM23 233V232H22ZM22 233H17V234H22ZM27 233V232H26ZM25 233V234H26ZM81 233V232H80ZM94 233V232H93ZM124 233V232H123ZM151 234V232H148ZM204 233V232H203ZM15 234V233H14ZM16 234V235H17ZM30 234V233H29ZM27 234V235H29ZM34 234V233H33ZM90 234V233H89ZM86 231V233H81L78 235V237H80V239L82 238H87L89 235ZM128 234V232H127ZM35 235V234H34ZM94 236L96 234H93ZM103 235V234H102ZM108 235V234H105ZM147 235V234H146ZM149 235V234H148ZM1 236V233H0ZM22 236V235H21ZM25 236V235H24ZM93 236V237H94ZM113 236V235H112ZM118 236V235H116ZM142 236V235H141ZM33 237V236H32ZM114 237V236H113ZM144 237V234H143ZM142 237V238H143ZM148 237V236H147ZM150 237V236H149ZM18 238V237H17ZM92 238V237H91ZM101 238V236H100ZM99 238V239H100ZM105 238V237H103ZM141 237H139L140 239ZM151 238V237H150ZM20 239V237H19ZM23 239V238H22ZM89 239V238H87ZM97 239V238H96ZM108 239V238H105ZM105 239H103L102 241H104ZM113 239V238H112ZM126 239V238H125ZM128 239V238H127ZM127 239H126V243H127ZM138 239V238H137ZM136 239V240H137ZM12 240V239H11ZM16 240V239H15ZM90 240V239H89ZM133 240V239H132ZM135 240V241H136ZM152 240V239H150ZM9 242V239L7 240ZM99 241V240H98ZM101 241V240H100ZM148 241V238H147ZM146 241V242H147ZM19 243V241H17ZM76 242V241H75ZM94 242V241H93ZM120 242V240H119ZM13 243H14V238H13ZM12 243V244H13ZM125 243V240H124ZM155 243V242H153ZM20 244V243H19ZM120 244V243H119ZM22 245V244H21ZM122 244H120L121 246ZM126 245V244H125ZM20 246V245H19ZM138 246V245H136ZM13 247L15 248L13 251ZM122 247V246H121ZM152 247V246H151ZM176 247V246H175ZM21 248V247H20ZM103 248V246H102ZM125 248V247H124ZM123 248V250H124ZM127 248V247H126ZM137 248V247H135ZM155 248V247H153ZM23 249V247H22ZM21 249V251H22ZM67 249H70V255H68L67 253ZM150 249V248H149ZM169 249V248H168ZM167 249V250H168ZM103 250V249H101ZM121 250V251H123ZM127 250V249H126ZM170 250V249H169ZM168 250V251H169ZM54 251V250H52ZM139 251V250H138ZM147 251V250H146ZM156 251V250H155ZM159 251V250H157ZM164 251V250H163ZM171 251V250H170ZM140 252V251H139ZM52 253V252H51ZM106 253V252H105ZM154 253V252H153ZM149 254V253H148ZM6 255V254H5ZM103 255V254H102ZM136 255V254H135ZM166 255V254H165ZM175 255L177 256V261H176V257H166L165 259H163V261H165L167 264H174V263H178L179 260H183L186 262V253L183 251H177ZM209 254H206V256ZM7 256V255H6ZM107 256V255H106ZM139 256V254L137 255ZM143 256V255H142ZM151 256V255H150ZM167 256V255H166ZM55 257V258H56ZM162 257V256H160ZM209 257V256H208ZM15 258V257H14ZM53 257H51L52 259ZM140 258V257H139ZM151 258V257H150ZM8 259V258H7ZM12 259V257L10 258V260ZM72 259V258H71ZM74 259V258H73ZM104 260V258H102ZM143 259V258H142ZM208 259V258H207ZM6 260V259H5ZM54 260V258H53ZM52 260V261H53ZM146 260V259H145ZM154 260V259H153ZM47 261V262H48ZM99 261V260H97ZM210 261V260H209ZM206 261L207 264H209ZM214 261V260H213ZM14 262V261H13ZM46 262V263H47ZM100 262V261H99ZM150 262V261H149ZM211 262V261H210ZM50 263V262H49ZM53 263V262H52ZM56 263V262H54ZM73 263V262H72ZM76 263V262H75ZM74 263V264H75ZM103 262H101L102 264ZM176 263V264H177ZM184 263V262H183ZM182 263V264H183ZM228 263V262H226ZM14 264H16L14 262ZM79 264H87V263H79ZM159 264V262H158Z\"/></svg>",
  "mask_w": 264,
  "mask_h": 264
}]
</instances>
